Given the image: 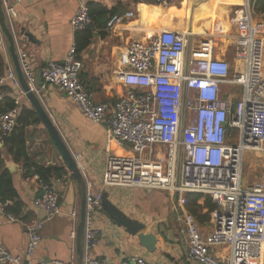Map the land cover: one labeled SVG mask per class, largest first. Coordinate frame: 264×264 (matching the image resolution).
Returning a JSON list of instances; mask_svg holds the SVG:
<instances>
[{
  "label": "built area",
  "instance_id": "obj_1",
  "mask_svg": "<svg viewBox=\"0 0 264 264\" xmlns=\"http://www.w3.org/2000/svg\"><path fill=\"white\" fill-rule=\"evenodd\" d=\"M150 1L168 5L167 0ZM77 2L72 29L88 31L93 19L87 0ZM2 3L11 25L17 11L7 0ZM134 18L133 12L115 14L108 29ZM232 22L234 34L201 36L162 30L148 35L146 41H131L125 52L126 67L117 73L125 91L114 106L97 103L86 88L75 47L65 62H49L41 72L43 88L54 87L87 119L105 129L108 150L112 142L130 148V155H109L105 187L162 191L177 200L174 209L182 224L180 241L191 264H260L264 257V171L251 184L243 176L247 153L264 159V29L256 24L249 5L235 11ZM223 39L232 42V63L219 51ZM17 52L25 79L38 96L29 56ZM9 83L21 89L15 68L8 63L6 71L0 70V87ZM17 117V108L0 115V139L12 133ZM73 157L81 159L80 155ZM66 179L41 181V195L32 201L38 218L26 224L24 256L0 245V264H33L45 224L61 213L57 185ZM190 194L210 196L217 205L207 229L186 211ZM103 197V193L87 189L83 264H151L138 256L119 262L92 256L100 238L95 223ZM7 205L0 201V219L20 222L6 211ZM71 238L77 239L76 231ZM218 249L226 250L228 257L219 258ZM52 264L77 262L72 258Z\"/></svg>",
  "mask_w": 264,
  "mask_h": 264
},
{
  "label": "crops",
  "instance_id": "obj_2",
  "mask_svg": "<svg viewBox=\"0 0 264 264\" xmlns=\"http://www.w3.org/2000/svg\"><path fill=\"white\" fill-rule=\"evenodd\" d=\"M7 2L8 6H14L17 11V17L11 23L17 49L29 56L37 80L36 89H40L38 97L54 125L72 155L81 156L77 163L87 189L103 193L106 201L128 219L141 223L147 232L158 237L156 251H148L141 245L138 237L119 227L101 207L95 223L100 238L92 256L109 262L138 256L151 264H191L180 241L182 224L174 209L177 200L162 191L105 187L103 176L109 155H130V148H123L112 142L108 150L105 129L87 119L70 98L54 87L43 88L41 72L49 62H65L68 53L75 47L83 65L81 78L86 88L93 93L97 103L114 106L125 91L117 79V73L126 67L125 52L131 41H146L148 35L162 30L191 31L194 35L201 36L213 32L218 35L234 34L236 29L232 20L235 11L246 5L250 6L256 24L264 29V15L253 12L251 0H167L166 7L150 0H87L88 5L94 4L100 10L94 13L93 27L89 32H74L72 20L78 10L77 0ZM127 12H133L135 18L117 25L113 30L108 29V22L113 15ZM226 42L229 45L226 50L221 51V56L232 63L234 58L230 59L226 54L232 42ZM0 50L7 64L13 65L1 27ZM7 87L11 89L7 96L17 100L20 105L33 109L22 88L17 89L10 83ZM0 149L3 151L6 169L16 167L15 172L9 171L13 175L14 186L22 204L20 222L7 223L0 219V245L14 255L24 256L28 241L26 224L38 218L32 201L41 195V180L37 176L25 179L22 164L13 160L4 145ZM27 149L29 157L38 165L67 170L43 124L27 129ZM66 176L67 179L57 185L61 192V213L45 224L33 264H52L56 260L69 262L72 258L77 262V239L73 240L71 233L78 230L81 200L69 172ZM56 181L57 179L52 180ZM199 203L204 204V199ZM186 211H189L188 207ZM182 212L181 208L178 209L179 214ZM205 213L207 210H204ZM201 227L207 229L209 223ZM216 255L226 259L228 252L218 249ZM260 264H264V257Z\"/></svg>",
  "mask_w": 264,
  "mask_h": 264
},
{
  "label": "trees",
  "instance_id": "obj_3",
  "mask_svg": "<svg viewBox=\"0 0 264 264\" xmlns=\"http://www.w3.org/2000/svg\"><path fill=\"white\" fill-rule=\"evenodd\" d=\"M88 6L91 17L94 18V13L100 8L94 4ZM251 7L255 14L264 15V0H251ZM86 32H89V30ZM89 38L91 37L89 36ZM6 69L7 61L0 50V70L4 72ZM10 93L11 89L9 87H0V97H3L0 101V115L17 108V127L14 128L8 137L0 139V141L13 160L22 164L24 178L29 179L37 176L42 182L51 183L53 179H61L68 175L65 168L40 166L29 157L27 151V129L31 126H40L42 121L33 109H29L25 105H17L13 98L7 96ZM14 185L13 175L6 169L3 151L0 149V201L8 203L6 207L8 213L22 220V204L19 202V195ZM202 199H204V204L199 203ZM187 201L188 210L196 218L199 225L202 226L209 223L210 214L217 208L212 197L190 194L187 196ZM11 202H14V204L12 205ZM204 210H207V213L204 214Z\"/></svg>",
  "mask_w": 264,
  "mask_h": 264
},
{
  "label": "water",
  "instance_id": "obj_4",
  "mask_svg": "<svg viewBox=\"0 0 264 264\" xmlns=\"http://www.w3.org/2000/svg\"><path fill=\"white\" fill-rule=\"evenodd\" d=\"M0 27L7 40L9 55L11 57L13 66L15 68L21 88L27 99L30 101L33 110L37 113V115L41 119L44 128L47 130L58 153L60 154L65 165L67 166V170L71 178L73 179V181L75 182L78 188L79 197L81 200V217L77 230V240H76L77 264H83L86 197H87L86 182L84 180L82 172L80 171L77 161L74 159L70 149L68 148L67 144L65 143L61 134L59 133L58 129L54 125L49 113L46 111L40 98L29 87L25 79V76L21 70L19 63L15 35L13 34L11 25L7 20V16L5 13L2 0H0ZM15 127H17V124L15 125ZM2 146L3 144L0 142V148H2ZM9 170L11 172H15L16 167L14 169L10 168ZM60 202H61V197L59 198V204ZM101 206L119 227L126 229L127 233H129L130 235L138 237L141 245L144 248H146L150 252L156 251V244L158 243V237L153 233L147 232L144 225L128 219L120 210H118L116 207H114L108 201H106V196L103 197Z\"/></svg>",
  "mask_w": 264,
  "mask_h": 264
},
{
  "label": "rangeland",
  "instance_id": "obj_5",
  "mask_svg": "<svg viewBox=\"0 0 264 264\" xmlns=\"http://www.w3.org/2000/svg\"><path fill=\"white\" fill-rule=\"evenodd\" d=\"M214 33V32H213ZM212 33V34H213ZM222 41V40H221ZM227 45L229 43L226 42L225 39H223V43L219 44V51L226 50ZM234 48L230 46V48L227 49V55L231 58H234ZM225 92H228L227 88H224ZM233 92L240 94L239 88H234ZM264 171V159H258L255 157L253 153H247L245 156V164H244V181L247 184H251L255 181H258L261 178V174Z\"/></svg>",
  "mask_w": 264,
  "mask_h": 264
},
{
  "label": "bare ground",
  "instance_id": "obj_6",
  "mask_svg": "<svg viewBox=\"0 0 264 264\" xmlns=\"http://www.w3.org/2000/svg\"><path fill=\"white\" fill-rule=\"evenodd\" d=\"M221 35V34H220ZM119 156H125V153H123V154H118Z\"/></svg>",
  "mask_w": 264,
  "mask_h": 264
}]
</instances>
